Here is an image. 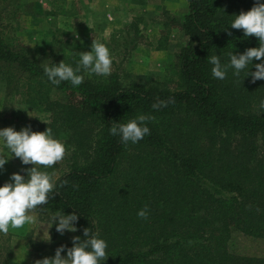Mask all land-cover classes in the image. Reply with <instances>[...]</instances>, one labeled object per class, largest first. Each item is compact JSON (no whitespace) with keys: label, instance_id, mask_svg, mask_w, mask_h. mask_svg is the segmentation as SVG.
<instances>
[{"label":"trees","instance_id":"trees-1","mask_svg":"<svg viewBox=\"0 0 264 264\" xmlns=\"http://www.w3.org/2000/svg\"><path fill=\"white\" fill-rule=\"evenodd\" d=\"M186 1L177 25L187 41L176 55L172 86L83 70L81 85H53L26 46L0 34V68L19 73L5 82L26 107L48 113L27 125L37 132L50 127L72 149L55 177L56 194L42 209L77 214L72 239H84L89 228L105 240L103 264H264V80L246 76L264 61L254 59L238 77L229 68L224 80L213 77L209 63L218 55L228 64V53L259 47L256 37L230 26L256 0ZM81 52L48 63L75 68ZM161 100L175 102L153 109ZM141 114L155 120L138 143L110 134L112 125ZM146 205L144 220L137 213ZM65 246L62 253L73 244Z\"/></svg>","mask_w":264,"mask_h":264},{"label":"rangeland","instance_id":"rangeland-1","mask_svg":"<svg viewBox=\"0 0 264 264\" xmlns=\"http://www.w3.org/2000/svg\"><path fill=\"white\" fill-rule=\"evenodd\" d=\"M186 12V0H0V34L9 43L26 46L42 65L59 61L76 49L89 52L97 40L110 49L112 71L122 81L148 80L172 86L176 55L187 41L177 23ZM7 74L19 76L14 68H0V129L20 131L29 127L28 121L47 120V112L23 104L12 82H5ZM66 148L70 154L62 162L41 170L55 177L65 170L72 155V149ZM4 151L10 159L0 169V187L12 182L13 173L27 179L26 169L33 165H24L7 149ZM36 216L33 225L10 228L7 236L0 233V264H35L36 260L54 257L61 245L71 244L72 232L58 233L56 224L52 225L53 215L40 209ZM47 231L50 240L43 239ZM61 255L66 257L67 253Z\"/></svg>","mask_w":264,"mask_h":264},{"label":"clouds","instance_id":"clouds-1","mask_svg":"<svg viewBox=\"0 0 264 264\" xmlns=\"http://www.w3.org/2000/svg\"><path fill=\"white\" fill-rule=\"evenodd\" d=\"M231 28L243 30L245 37H256L259 47L248 48L243 54L235 55L228 53L230 62L222 64L218 55L209 57V63L213 65L211 71L214 78L224 80L227 77L229 68L233 69V75L239 76L242 71L252 66L253 60L264 61V3L256 0L255 5L247 12H241L231 23ZM231 35V32H228ZM91 51L81 52L80 60L76 67L61 61L56 64H44L43 71L53 85H60L68 81L76 87L84 82V76L79 74L82 70L89 75L110 76L112 73L113 57L110 49L102 42L93 40ZM254 72H247L252 82L264 80V62L255 64ZM174 100L158 101L152 105L155 110L167 107ZM260 111L264 112V100L259 104ZM31 116V115H30ZM155 117L139 115L125 124L112 125L110 134L119 136L124 144L129 142L135 144L141 141L146 135H150L147 122L154 121ZM46 123V122H45ZM0 141L3 147L0 148V169L10 159L4 149L19 158L24 165H33L26 169L27 179L20 173H13L10 177L11 183H5L0 187V233L7 236L11 229H22L25 225H33L37 222L36 213L47 205L50 199L56 194V179L54 173L42 171L41 168H53L62 162L69 155L64 143L54 138L52 129L46 131H32L25 127L16 131L13 127L0 129ZM67 181H64L66 184ZM63 187V184H61ZM137 216L147 220L149 210L147 205L141 209ZM79 217L77 214L65 215L58 212L52 216V225L56 224V231L63 235L65 231L76 232L75 223ZM84 239L74 236L73 246L67 248V255L62 256L65 251L64 245L58 247L54 257H45L36 260L35 264H103L108 258L106 249L108 245L105 240L97 238L89 228L83 230ZM43 239L50 240L49 232L44 233Z\"/></svg>","mask_w":264,"mask_h":264}]
</instances>
